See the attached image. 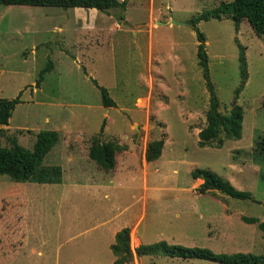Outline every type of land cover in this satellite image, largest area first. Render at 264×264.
Listing matches in <instances>:
<instances>
[{
  "label": "rangeland",
  "instance_id": "374dc122",
  "mask_svg": "<svg viewBox=\"0 0 264 264\" xmlns=\"http://www.w3.org/2000/svg\"><path fill=\"white\" fill-rule=\"evenodd\" d=\"M231 1L126 0L123 11L107 13L0 5V98L20 93L21 102L8 126L2 127L0 147H9L8 138L14 137L29 149L39 131L55 129L59 140L43 166H61L71 176L76 167L72 169L68 160L81 163L72 175L75 179L68 181L74 188L0 176V264H111L110 253L105 255L101 246L110 230L135 214L130 197L140 190L131 186L130 177L142 179L139 158L144 144L160 138L162 155L147 171L149 193L159 188L163 195L197 196L203 215L194 229L164 231L193 235V242L184 247L264 255L262 232L241 220L264 222V155L257 148L264 135V35H255L245 20L237 28L228 18L196 25L205 38L219 111L228 113L233 104L243 110L239 140H226L219 149L197 145L209 94L190 19ZM240 49L245 67L239 61ZM49 61L53 68L36 86ZM93 82L107 90L114 107L102 106ZM102 123L100 140L115 141L132 153L116 162L115 184L122 188L115 191L113 182L106 191L108 199L104 193L93 194L94 187L114 171L102 170L87 157ZM196 169L211 171L236 190L248 192L250 199L198 194L201 183L191 177ZM225 212L230 217L226 220ZM209 214L213 218L207 220ZM155 239L151 233L149 241ZM153 257L149 264H216Z\"/></svg>",
  "mask_w": 264,
  "mask_h": 264
},
{
  "label": "trees",
  "instance_id": "16d2710c",
  "mask_svg": "<svg viewBox=\"0 0 264 264\" xmlns=\"http://www.w3.org/2000/svg\"><path fill=\"white\" fill-rule=\"evenodd\" d=\"M0 5L7 6H28V7H54L60 9H93L100 13H107L109 10L119 8L122 11L126 7V0H0ZM231 19L235 28L245 20L255 35H264V0H232L229 3H220L216 8L203 12L190 19V25L196 32L197 60L202 70L205 87L209 94L208 110L206 112L205 126L197 134V145L201 148H221L226 140H239L242 131L243 110L233 104L228 113L219 111L220 103L216 97L214 87L209 78L207 68V56L203 44L204 35L198 31L196 25L200 21L210 19L221 20ZM243 51L240 49L239 61L245 67ZM53 68L51 61L39 72L36 86L43 80ZM242 68V72H243ZM100 92L101 104L104 108L114 107V102L109 97L105 88L93 82ZM20 103V93L16 98H0V126H7L16 105ZM264 110V100L261 102ZM104 124H101L98 135L92 139L88 148V158L97 164L102 170L110 171L115 166V155L126 149L115 141L102 142L100 140ZM4 131L0 129V137ZM59 137L56 131H39L35 135V141L31 148L22 147L17 143L16 138H8L9 147H0V176H7L18 183L36 184H59L61 182L62 170L60 166H43L42 162L47 153L58 142ZM164 138L149 142L144 151L146 163L157 160L162 153ZM258 150L264 155V135L257 144ZM193 179H201V185L196 189L198 194L221 193L232 199L247 200L250 194L236 190L229 182L224 181L209 170H194L191 172ZM241 220L248 225H256L263 234L264 222L255 218L241 217ZM110 251L115 258L112 264H128L132 261L133 255L130 250L129 229L123 228L114 236V242ZM136 257L142 256H163L178 259H198L210 261L216 264H264V255L251 253L215 254L208 249L198 247H184L181 245H169L164 241L149 245H140L134 251Z\"/></svg>",
  "mask_w": 264,
  "mask_h": 264
},
{
  "label": "crops",
  "instance_id": "0c3cea01",
  "mask_svg": "<svg viewBox=\"0 0 264 264\" xmlns=\"http://www.w3.org/2000/svg\"><path fill=\"white\" fill-rule=\"evenodd\" d=\"M2 127L4 128L6 126H0V129H3ZM20 129L21 128H18L15 130H20ZM52 131L57 132V130L55 129ZM58 137H59V134H58ZM144 151H145V144L142 149V153L140 155L141 157L139 156L140 157L139 160H141V164H142V168H141L142 176H143L142 179L139 180L138 177H134V176L130 177L131 186H134L135 190H138V189L140 190V193L134 194V195L132 194V196L130 197V200L135 203L137 210L135 214L130 218V221L128 223L126 221L120 226L110 230L108 234L109 237L107 236V240L101 246V248H105V255L107 253H110L111 258L109 259L108 262L109 263L111 262V264L113 263L115 258L113 257L110 251V246L114 242L115 234L123 228L129 229L130 250L133 255L132 261L128 264H143L144 259H147V262L149 264V256H142V257L135 256L134 251L137 247H139L140 245H149V244L160 242V241H164L169 245L187 246L185 245V242L187 241L193 242L194 240L193 235L188 234V233L182 235V233H171V232H165L164 230L178 228L180 230L186 231L191 228L194 229L196 226L202 224L203 215H202V210H200L201 207L196 203L197 196L192 197V196H185V195H163L162 193L159 192L160 190L159 188H156L155 191L153 190L152 192L149 193V184L147 181V171L149 168V163L145 162ZM131 154L132 153L126 149L115 155V166L113 169L114 171L113 176L112 177L110 176V178H108L107 180L105 179L100 180V181L98 180V182L100 183L94 187L95 192L93 194L104 193L103 198L108 199L109 197L106 195V191L110 189L111 184H113V182H114L115 191H118L122 188L120 183L116 182L115 184L114 177L117 172L119 173V169L117 168L116 162L122 159L123 156L127 158L129 157L128 155H131ZM77 161L78 160L74 158H70L68 160V162L72 165L70 166L72 169H75L74 167H76L75 170H72L71 172H69L71 176H69L67 173L65 174V172L61 168L62 177H61V182L59 184L61 183L65 184V183H68L70 179H75V176L72 177V175H74L79 165L81 164V163H78ZM88 161L93 162L90 160ZM95 165L97 166V164ZM107 172H110V171H107ZM63 174L68 175V178L66 180L63 177L64 176ZM196 181L197 183L195 184L202 183L200 179H197ZM73 184L74 185H72V183H68L67 185L74 188L75 183ZM62 186L63 185H61V187ZM210 195L215 196V194H210ZM119 211H120V207L118 209V212ZM149 217L152 218L151 223H149ZM223 217L225 218V220L230 218L226 214V212ZM145 218L147 219V222L145 225L141 226ZM206 218L207 220H209L213 218V215L209 214ZM157 219L161 221L156 223L155 220ZM149 226H153V229L151 231H149ZM158 227L160 228V231ZM151 233L153 234V237L157 238L153 242L149 241V239L151 238ZM189 246H195V245H189ZM155 258L156 256L153 257V259Z\"/></svg>",
  "mask_w": 264,
  "mask_h": 264
},
{
  "label": "water",
  "instance_id": "95a60500",
  "mask_svg": "<svg viewBox=\"0 0 264 264\" xmlns=\"http://www.w3.org/2000/svg\"><path fill=\"white\" fill-rule=\"evenodd\" d=\"M172 23H174V24H177V25H179L180 23H177V22H172Z\"/></svg>",
  "mask_w": 264,
  "mask_h": 264
}]
</instances>
